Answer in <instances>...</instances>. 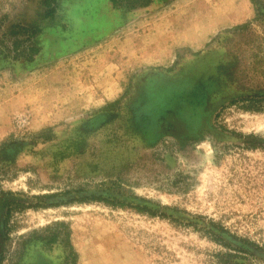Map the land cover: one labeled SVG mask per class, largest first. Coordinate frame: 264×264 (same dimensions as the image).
Segmentation results:
<instances>
[{"label":"rangeland","instance_id":"1","mask_svg":"<svg viewBox=\"0 0 264 264\" xmlns=\"http://www.w3.org/2000/svg\"><path fill=\"white\" fill-rule=\"evenodd\" d=\"M1 142L0 264H264V0H0Z\"/></svg>","mask_w":264,"mask_h":264},{"label":"trees","instance_id":"2","mask_svg":"<svg viewBox=\"0 0 264 264\" xmlns=\"http://www.w3.org/2000/svg\"><path fill=\"white\" fill-rule=\"evenodd\" d=\"M151 0H110V2L114 5V6H126L127 8H134L136 6H144L146 4H148ZM6 142H1L0 143V151L4 150L7 147ZM6 202V200L2 199L0 200V204ZM228 255V254H227ZM231 256V255H228ZM232 262L230 263V260H225L226 264H239V262L231 260Z\"/></svg>","mask_w":264,"mask_h":264}]
</instances>
